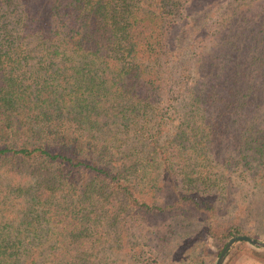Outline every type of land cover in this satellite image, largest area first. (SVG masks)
<instances>
[{"label": "trees", "instance_id": "trees-1", "mask_svg": "<svg viewBox=\"0 0 264 264\" xmlns=\"http://www.w3.org/2000/svg\"><path fill=\"white\" fill-rule=\"evenodd\" d=\"M226 1L0 0V264L151 262L135 238L154 218L182 217L171 264L264 238L247 226L243 186L264 185V19L242 0L230 53L188 95L171 80L192 17ZM223 140L245 149L237 162L207 154Z\"/></svg>", "mask_w": 264, "mask_h": 264}, {"label": "rangeland", "instance_id": "rangeland-1", "mask_svg": "<svg viewBox=\"0 0 264 264\" xmlns=\"http://www.w3.org/2000/svg\"><path fill=\"white\" fill-rule=\"evenodd\" d=\"M241 1L242 0H227L223 5L220 6V10L218 12L215 11L216 13H212L214 11L210 10L206 15L205 13H196L192 17L189 30L185 35H182V43H184L185 49L181 52H177L179 60H177L175 63L176 65H178V68L171 70L172 82L174 84H177L178 82L183 81V84L180 88H187V90L184 91L186 95H188L191 89L195 87L196 83H200V81L205 80L204 71L209 74V72H207L209 62L214 61V63H218L217 59L219 57L225 56L226 54L230 53V49H227V47L225 46V42L228 33H230L229 27L234 26V23L236 21V17L234 18L233 16V11L237 8V5H239ZM244 2L248 4L251 3V5H253V14H251L250 16L252 22L257 24L256 22L264 19V17L259 15L264 11V0H244ZM245 11H248V9H245ZM261 34L264 36V32ZM195 38L196 40L192 42V39ZM192 43H194L193 46L190 45ZM239 53L240 52L236 51L233 54V57L242 58L241 53ZM167 55L168 54L166 53V55L164 56V61L167 60ZM170 65L171 64H169L168 67L165 66V68L169 69ZM212 74L219 76V73L217 74L215 70H213ZM168 76L170 78V73L165 75L167 79ZM221 78L223 80V76H221ZM218 81L219 80H213L212 82L217 84ZM180 88L177 91L175 90V92L171 95H168L167 98L177 97L181 92ZM180 112L181 114H178L176 124L172 129H170L172 130V133L174 132L175 127L179 125L180 118L183 116L182 111ZM183 112H185V109ZM256 126V129L260 132L259 136L264 137V108L257 114ZM162 144H164V141L160 145ZM240 146L241 145L237 144V142L234 143L231 140H223L220 143L216 142L213 145H209L208 147H206V152L210 156V158H218V160L220 161L231 159V162L235 163L240 158V155L244 154L245 152V149L241 148ZM212 167H208L212 174L219 173V168L214 169ZM234 169V174H241L240 170ZM243 186L245 188L246 194L249 195V205L252 212L247 226H249L250 229L252 228L254 232L257 231L256 233H264V185L257 186L253 184H246ZM184 216L186 217V214ZM181 218L182 217L154 218L149 219L146 223L141 224L139 237L137 236L139 241H137V238H135V241L141 247L143 246L144 249H142L144 255H146V258H149L151 254L154 258L156 257V261H154L155 259H153L151 262L145 263L171 264L167 262L163 257L164 246L171 234L176 233L182 229ZM259 241L264 242V238H261V240ZM206 248L207 251L204 258L205 264H216L218 260L217 245L209 242ZM245 249H253L264 253L263 248H257L250 244L243 245L242 243H239L235 245L232 250L233 252H237L239 255L234 264H261L257 260L253 259L250 254L246 253ZM105 255L109 256L110 252L106 251ZM119 259L120 254L118 255L114 252L113 258H111V260H115L118 262Z\"/></svg>", "mask_w": 264, "mask_h": 264}, {"label": "water", "instance_id": "water-1", "mask_svg": "<svg viewBox=\"0 0 264 264\" xmlns=\"http://www.w3.org/2000/svg\"><path fill=\"white\" fill-rule=\"evenodd\" d=\"M239 243H247L257 248H263L264 249V242L259 241L255 238L249 237V236H238L232 238L227 244L225 245L224 249L222 250L216 264H224L228 255L231 253L235 245Z\"/></svg>", "mask_w": 264, "mask_h": 264}]
</instances>
